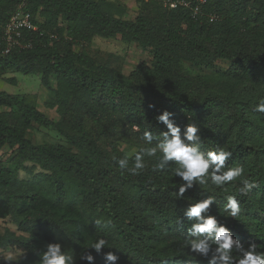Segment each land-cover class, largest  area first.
I'll list each match as a JSON object with an SVG mask.
<instances>
[{
	"label": "trees",
	"instance_id": "1",
	"mask_svg": "<svg viewBox=\"0 0 264 264\" xmlns=\"http://www.w3.org/2000/svg\"><path fill=\"white\" fill-rule=\"evenodd\" d=\"M189 1L170 9L142 0L138 16L128 19L121 4L107 0H0V77L10 70L40 74L59 115L53 121L24 97L0 90V152L11 150L7 160L0 157V218L11 216L22 232L0 234V246L23 252L0 264H40L38 252L51 242L75 264H89L81 253L100 236L107 240L102 251L87 249L93 264H106L108 251L119 256L116 264H208L185 246L192 222L183 216L189 202L208 195L215 199L210 214L245 247L264 251V113L255 110L264 98V0ZM23 2L36 29L24 30L21 44L4 54V26ZM97 36L136 42L151 62L128 75L100 63L86 51ZM219 60L229 63L218 75L222 88L203 73ZM164 110L182 133L189 123L198 126L202 151H232L225 169L242 167V176L222 187L209 180L177 199V165L154 171L159 152L145 156L138 174L120 170L116 159L129 155L124 146L137 151L146 146L145 130H167L156 119ZM34 125L54 129L65 143H33ZM245 180L258 187L242 196ZM228 195L240 203L236 218L224 211Z\"/></svg>",
	"mask_w": 264,
	"mask_h": 264
},
{
	"label": "clouds",
	"instance_id": "2",
	"mask_svg": "<svg viewBox=\"0 0 264 264\" xmlns=\"http://www.w3.org/2000/svg\"><path fill=\"white\" fill-rule=\"evenodd\" d=\"M255 110L264 113V98H260ZM173 113L164 110L156 119L166 126L159 136H154L149 130L143 133V140L146 146L140 147L122 158H117L116 163L120 170L128 169L132 174H138L144 169L145 156L155 157L159 152L161 155L153 165L154 171L168 169L170 162L177 167L173 169L174 176L181 178V183L176 191V198H183L184 193L196 185H204L209 182L216 187H222L229 182L236 181L243 174L242 167H230L225 169L226 160L232 156V151L223 147L215 150L202 151L201 137L198 135L199 128L194 123L185 126L183 133L179 125L171 118ZM156 141L153 146V141ZM134 158L129 168V159ZM258 187L255 181L245 180L239 188V193L246 196L252 189ZM224 211L227 216L236 218L241 211L240 203L233 195L226 197ZM215 199L212 195L206 198L189 202L183 210V216L187 221L192 222L184 244L191 253L197 256L208 258V264H264V251H259L257 244L250 243L245 247L241 241L234 238L231 230L218 222L215 215L210 214V209ZM96 224L101 221L96 220ZM181 226L183 221L179 222ZM107 240L97 237L84 247L80 259L93 264L94 256L87 249H94L100 253L106 246ZM22 254H17L20 257ZM40 264H75L74 256L62 250V244L51 242L46 245L42 252H38ZM13 261L12 256L3 257ZM106 264H116L119 256L112 251L104 254Z\"/></svg>",
	"mask_w": 264,
	"mask_h": 264
},
{
	"label": "rangeland",
	"instance_id": "3",
	"mask_svg": "<svg viewBox=\"0 0 264 264\" xmlns=\"http://www.w3.org/2000/svg\"><path fill=\"white\" fill-rule=\"evenodd\" d=\"M107 1L121 4L125 9L124 17L128 19H135L141 10L142 0ZM36 19L40 20V17L36 16ZM76 49L80 50L79 47H76ZM86 51L98 62L114 67L125 75H128L132 70H134L140 62L146 61L147 63H150L152 59V55L149 50L143 49L136 42H126L122 40L121 37L102 38L97 36L91 41ZM228 66L229 63L227 61L219 60L216 63L214 70H204L203 73L209 75V84H216L218 87L222 88L226 83L219 80L218 75L220 74V71H224L228 68ZM7 78H12L14 80L8 81ZM53 86H55L54 79ZM0 90L24 97L29 103L35 105L53 121H57L59 118L56 109L49 107V104L55 101V94L42 85L40 74H23L10 70L7 74H5V76L0 77ZM28 138L33 143H65V141L54 129L38 125H34V127L29 131ZM123 148L128 151L129 154L134 152V150L129 147L124 146ZM10 155L11 150L7 146L0 152V157L3 160H7ZM29 165L30 164H28V166ZM39 170V168H35L34 172H38ZM19 174L23 179L31 178V174L29 172L20 170ZM6 232L22 234V232L18 230L17 223L11 216L5 219L0 218V234H4ZM17 254L23 255V252L16 248L0 246V262L10 263V261L3 258L7 256H12L13 261L22 257V255L18 257Z\"/></svg>",
	"mask_w": 264,
	"mask_h": 264
},
{
	"label": "built area",
	"instance_id": "4",
	"mask_svg": "<svg viewBox=\"0 0 264 264\" xmlns=\"http://www.w3.org/2000/svg\"><path fill=\"white\" fill-rule=\"evenodd\" d=\"M160 1L165 7L170 9L177 8L179 6L189 7L191 1L189 0H157ZM205 0H200L199 4H203ZM201 12V6L195 5L192 7L193 15H199ZM216 19L215 15L210 17V20ZM36 24L34 23L33 16L30 12L25 10V3H21L16 12L10 17L3 29V39L5 40V46L2 49L4 54H7L11 49L21 44L23 39L24 30H35ZM26 46L30 47L31 44L28 42Z\"/></svg>",
	"mask_w": 264,
	"mask_h": 264
}]
</instances>
